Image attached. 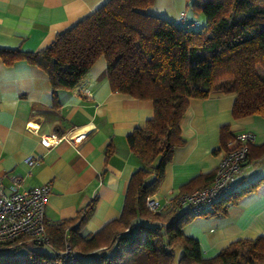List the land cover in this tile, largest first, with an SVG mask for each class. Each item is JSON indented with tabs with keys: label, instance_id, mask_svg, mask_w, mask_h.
Segmentation results:
<instances>
[{
	"label": "trees",
	"instance_id": "16d2710c",
	"mask_svg": "<svg viewBox=\"0 0 264 264\" xmlns=\"http://www.w3.org/2000/svg\"><path fill=\"white\" fill-rule=\"evenodd\" d=\"M153 3L107 0L57 33L44 49L0 47L4 65L25 60L43 70L56 100L58 89L73 88L104 57L111 90L151 100L153 108L152 117L126 135L141 166L129 178L120 217L83 236L95 208L93 198L72 218L46 221L49 244L16 243L0 252V264H264V235L234 240L216 255L203 257L199 241L183 230L195 215L175 206L152 212L145 205L162 181L173 149L185 143L180 122L188 97L234 93L233 117H264V0H192L191 10L204 19L199 30L145 13ZM220 135L222 146L234 136L226 127ZM257 148L264 153V144ZM252 149L249 145L247 155ZM214 173L191 179L181 192L207 186ZM255 185L231 190L200 215H224ZM67 244L71 252L61 254Z\"/></svg>",
	"mask_w": 264,
	"mask_h": 264
},
{
	"label": "crops",
	"instance_id": "0c3cea01",
	"mask_svg": "<svg viewBox=\"0 0 264 264\" xmlns=\"http://www.w3.org/2000/svg\"><path fill=\"white\" fill-rule=\"evenodd\" d=\"M106 1L0 0V47L44 49L57 33ZM191 1L154 0L143 11L179 24L178 13L184 10L187 22L196 29L204 19L192 12ZM56 92L57 100L48 76L37 66L25 60L4 65L0 60V185L11 192V176L19 178V190L49 183L45 216L50 224L74 217L96 198L94 211L81 230L88 236L121 215L129 178L141 166L126 135L152 117V101L113 92L104 57L73 88ZM234 98V93L223 92L188 97L180 122L185 143L173 149L164 177L152 194L164 204L191 179L214 173L227 150V144L220 143L223 127L232 134L253 133L249 144L253 149L231 187L236 192L253 184L255 188L230 204L224 215L195 216L183 228L199 241L203 257L216 255L234 240L264 235V153L259 154L257 148L264 144V117H233ZM78 132L84 136L73 142ZM28 159L35 163L29 165Z\"/></svg>",
	"mask_w": 264,
	"mask_h": 264
},
{
	"label": "built area",
	"instance_id": "2783aa9c",
	"mask_svg": "<svg viewBox=\"0 0 264 264\" xmlns=\"http://www.w3.org/2000/svg\"><path fill=\"white\" fill-rule=\"evenodd\" d=\"M179 22L187 27H193L194 23L186 20V12L178 13ZM84 133H76L73 142H79ZM58 138L54 140L56 142ZM254 140L250 131H240L234 134L227 143V150L220 159L212 181L204 187L196 188L189 192H179L174 201L168 200L161 204L152 195L145 201L146 207L152 212H165L175 206L183 209L191 215L198 216L215 206V204L232 190V185L241 175L247 159L249 144ZM45 145L50 141L42 139ZM28 164L35 161L28 159ZM14 189L7 193L0 185V252L10 248L14 244L23 241H33L38 244H49V237L45 230L46 216L45 204L50 190L49 183L27 189H17L19 178L11 176ZM71 252L70 245L61 251V254Z\"/></svg>",
	"mask_w": 264,
	"mask_h": 264
},
{
	"label": "rangeland",
	"instance_id": "374dc122",
	"mask_svg": "<svg viewBox=\"0 0 264 264\" xmlns=\"http://www.w3.org/2000/svg\"><path fill=\"white\" fill-rule=\"evenodd\" d=\"M194 12V11H192ZM194 14V13H193ZM195 15L198 17H202L203 19V15L200 13V12H196ZM204 25V21H203V24L201 26H198L197 30L201 29V27ZM257 71L261 72V69L259 67H257ZM45 250H48L46 247H44ZM87 258H90V257H87Z\"/></svg>",
	"mask_w": 264,
	"mask_h": 264
}]
</instances>
